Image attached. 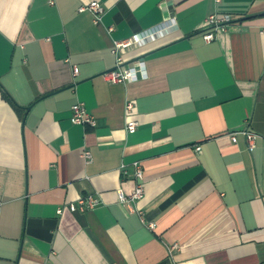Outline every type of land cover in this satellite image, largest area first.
<instances>
[{
	"label": "crops",
	"instance_id": "crops-1",
	"mask_svg": "<svg viewBox=\"0 0 264 264\" xmlns=\"http://www.w3.org/2000/svg\"><path fill=\"white\" fill-rule=\"evenodd\" d=\"M150 30L123 55L148 78L110 82L114 42ZM0 264H264V0H0Z\"/></svg>",
	"mask_w": 264,
	"mask_h": 264
},
{
	"label": "built area",
	"instance_id": "built-area-1",
	"mask_svg": "<svg viewBox=\"0 0 264 264\" xmlns=\"http://www.w3.org/2000/svg\"><path fill=\"white\" fill-rule=\"evenodd\" d=\"M80 12H90L94 17L95 25H102L103 18L105 16L106 10L104 6L99 2H92L87 6H83L80 9ZM234 21V18L229 15H220L214 14L211 15L206 24L208 30L204 34V39L207 43H210L215 40V31H226L228 29L229 24ZM114 31L113 28L108 30L109 33ZM158 33V30H150L147 31L140 36L133 38L132 40H126L122 42L115 41L113 46V53L116 55L117 59V67L116 69L110 71L106 74V78L112 83H135L140 80H144L148 78V71L146 63L142 60L136 61L134 64H125L123 61V55L134 48L139 47L144 44V42L148 41L154 35ZM75 75L78 74V69L75 68ZM135 104L133 101H128L125 107V113L127 116H131L134 113ZM73 116L72 122L74 124L79 125H87L91 127L97 126V120L94 118L92 114H90L87 108L82 104H76L72 108ZM139 123L137 121H129L126 126V130L129 134H135L138 131ZM244 135L248 141L250 149H254L256 146V141L259 136L253 132L245 131ZM235 140L236 134L232 135ZM200 148H197V151H200ZM84 158L87 162L92 161V155L89 151L84 153ZM135 168V182L136 186L134 191L131 194H126L123 189L118 191L119 199L122 204L128 205L132 212H136V205L139 201H141L145 196V188H144V170L139 162L134 164ZM101 205V201L96 196H89L86 198H82L79 200L78 204H70L66 208L71 212H86L89 210H94ZM63 209L59 210L61 214ZM141 220L144 222V214L143 212H138ZM150 228H153L154 225H149Z\"/></svg>",
	"mask_w": 264,
	"mask_h": 264
}]
</instances>
